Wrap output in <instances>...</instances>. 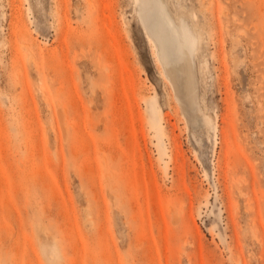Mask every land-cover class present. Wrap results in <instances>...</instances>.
Returning <instances> with one entry per match:
<instances>
[{"label": "rangeland", "instance_id": "obj_1", "mask_svg": "<svg viewBox=\"0 0 264 264\" xmlns=\"http://www.w3.org/2000/svg\"><path fill=\"white\" fill-rule=\"evenodd\" d=\"M159 1L0 0V264H264V0H165L201 37L196 120L141 21Z\"/></svg>", "mask_w": 264, "mask_h": 264}, {"label": "bare ground", "instance_id": "obj_2", "mask_svg": "<svg viewBox=\"0 0 264 264\" xmlns=\"http://www.w3.org/2000/svg\"><path fill=\"white\" fill-rule=\"evenodd\" d=\"M65 1V3H67V0H64ZM59 3V2H58ZM62 3H63V1H62ZM86 3H88V2H86ZM216 3V2H215ZM60 4V3H59ZM93 7V6H92ZM65 8H67V6H65ZM209 8V7H208ZM211 8V7H210ZM57 9H58V7H57ZM126 9V8H125ZM56 10V9H55ZM54 12H57V11H54ZM65 12V11H64ZM101 13V12H100ZM183 14V13H182ZM92 15V14H91ZM107 16H108V14H106ZM177 15H179V18L181 17L180 16V14H178L177 13ZM71 17V16H70ZM88 17H90V16H88ZM101 17V16H100ZM105 17V16H104ZM55 18H57V16H55ZM59 18V17H58ZM11 19H12V17H11ZM68 19V18H67ZM88 20H89V18H87ZM107 19V18H106ZM14 21V20H13ZM85 21H87L86 19H85ZM141 21H142V23H143V25H144V27L146 28V29H148L149 31H150V33L152 34V35H154L159 41H160V43H161V45L163 46V49H164V51H165V53H166V58L168 59V62L175 68V74H176V80H173V82L175 81V83H173L174 84V86L176 87V92H177V98H178V100L180 101V104L182 105V110L184 111V113H186L187 115H189L191 118H193L192 120H196L197 119V116H196V114L197 113H199V112H202V110H200V107H199V101H198V93H197V87H196V83H195V78H194V76H195V70H194V65H193V53L196 51V46H198L199 45V43H200V36H197V38H196V43H193V44H191L189 41H188V39L187 38H185L183 35H182V32H181V29H179V26H178V23H177V20L170 14V12H169V10H168V5H167V2L165 1V0H160L158 3H156V4H148L144 9H143V11H142V13H141ZM68 22V21H67ZM90 22V21H89ZM97 22V21H96ZM100 22V21H99ZM102 22V21H101ZM70 22H68V24H69ZM86 24H87V22H85ZM91 24V23H90ZM55 25V24H54ZM99 25V27H100V24H98ZM102 25V24H101ZM68 26V25H67ZM87 26H89L88 24H87ZM89 28V27H88ZM101 28H99V30H100ZM63 30V29H62ZM68 30V29H67ZM88 30V29H87ZM87 30H85V31H87ZM77 31V30H76ZM79 31V30H78ZM74 32H75V29H74ZM80 32V31H79ZM89 32H90V30H89ZM88 32V33H89ZM92 32V31H91ZM90 32V33H91ZM100 32V31H99ZM101 32H102V30H101ZM68 33V32H67ZM67 33H65V34H67ZM120 33V32H119ZM79 34V33H78ZM87 34V33H86ZM92 34V33H91ZM90 34V35H91ZM80 35H84V36H86L85 34H83V32L82 33H80L79 34V36ZM90 35H88V36H90ZM94 35V34H93ZM93 35H91V37H93ZM74 36H76V35H74ZM83 36V37H84ZM88 36H86V37H88ZM77 37V36H76ZM65 38V37H64ZM78 38H81V37H78ZM83 39V38H82ZM84 39H86L85 37H84ZM83 39V40H84ZM73 40V39H72ZM93 40V39H92ZM65 42H67V41H65ZM88 42V41H87ZM26 43V42H25ZM24 43V44H25ZM20 44H22V43H20ZM23 44V45H24ZM18 45V44H17ZM28 45V44H27ZM95 45V44H94ZM158 45V44H157ZM13 46V45H12ZM24 46H26V44L24 45ZM29 46V45H28ZM62 46V45H61ZM31 47V46H30ZM69 48V47H68ZM23 49V48H22ZM25 49H27V47L25 48ZM29 49V48H28ZM59 49V48H58ZM62 49V48H61ZM65 49H67V48H65ZM30 50V49H29ZM98 50V49H97ZM22 51V50H21ZM57 51V50H56ZM68 52H69V50H67ZM72 51V50H71ZM29 52H31V51H29ZM63 52H64V50H63ZM163 52V51H162ZM33 53V52H32ZM84 54H85V52H83ZM182 53V54H181ZM41 54L42 55H44V53L43 52H41ZM56 54V53H55ZM65 54H67V53H65ZM28 55H30V54H28ZM47 56H50V57H53L54 55H52V53H47L46 54ZM57 55V54H56ZM60 55V54H59ZM77 55V54H76ZM86 55V54H85ZM165 55V54H164ZM32 56H34L33 54H32ZM65 56V55H64ZM22 57H23V55H22ZM81 57H82V55H81ZM88 57V56H87ZM55 59H56V56L54 57ZM63 58V57H62ZM67 58H69V57H67ZM163 58V57H162ZM20 59V58H19ZM29 59H31V58H29ZM33 59V62H32V64L34 63V58H32ZM58 59V58H57ZM81 59V58H80ZM166 59V60H167ZM15 60H16V58H15ZM60 60V59H59ZM58 60V61H59ZM63 60H64V58H63ZM70 60V59H69ZM68 60V61H69ZM18 61V60H17ZM30 61V60H29ZM56 62H57V60H55ZM70 61H72V60H70ZM76 61V60H75ZM19 62V61H18ZM28 62V61H27ZM31 62V61H30ZM55 62V64H53V65H57L58 63H56ZM61 62V61H60ZM79 62V61H78ZM164 62H166L165 61V58H164ZM36 63H38V62H36ZM62 64H63V61L61 62ZM60 63V64H61ZM81 63V62H80ZM16 64H17V62H16ZM15 64V65H16ZM19 64V63H18ZM38 64H40V63H38ZM84 64V63H83ZM102 64V63H101ZM166 64H167V62H166ZM70 65H73L72 64V62H71V64ZM69 65V66H70ZM19 66V65H18ZM21 66V65H20ZM58 66H60V65H57V67ZM76 65H74V67H75ZM80 66V65H79ZM166 66V65H165ZM168 66V65H167ZM166 66V67H167ZM61 67V66H60ZM65 67V66H64ZM68 67V66H67ZM74 67H72L73 69H74ZM85 67V66H84ZM15 68V67H14ZM62 68H63V65H62ZM88 68V67H87ZM172 68V67H171ZM170 67L169 68H167V69H171ZM22 69V68H21ZM25 69H26V67H25ZM105 69H106V67H105ZM39 70V69H38ZM68 70V69H67ZM72 70V69H71ZM75 70V69H74ZM108 70V69H107ZM22 71V70H21ZM64 71V70H63ZM80 71H82V70H80ZM109 71V70H108ZM110 71H111V69H110ZM172 71V70H171ZM25 72H27V71H25ZM65 72H67V71H65ZM64 72V73H65ZM170 72V71H169ZM169 72H168V74H169ZM63 73V72H62ZM63 73V74H64ZM69 73V72H68ZM87 73V72H86ZM109 73H111V72H109ZM113 73V72H112ZM19 74V73H18ZM65 74H67V73H65ZM83 73H81V75H82ZM170 74H172L173 75V72H171ZM17 75V74H16ZM62 75V74H61ZM81 75H78L79 76V78H80V76ZM115 75V74H114ZM51 76V75H50ZM68 77H70L71 78V76H69V75H67ZM170 76V75H169ZM175 75H173L172 77H174ZM20 77V76H19ZM40 77V76H39ZM62 77V76H61ZM64 77H65V75H64ZM63 77V78H64ZM82 77L83 76H81V79H82ZM86 77H90V76H88V73L86 74ZM17 78V77H16ZM114 78V77H113ZM23 79V78H22ZM52 80V79H51ZM69 80V79H68ZM67 80V81H68ZM111 80V79H110ZM28 81V80H27ZM26 81V82H27ZM53 81V80H52ZM79 81H80V79H79ZM82 81H84V80H82ZM112 81V80H111ZM41 83V82H40ZM64 83V82H63ZM78 82H76L75 83V85L77 84ZM91 83V82H90ZM28 84V83H27ZM83 84V83H82ZM61 85H62V82H61ZM74 85V86H75ZM73 86V87H74ZM103 86H105V85H103ZM72 87V86H71ZM72 87V88H73ZM75 87H77V85L75 86ZM78 87H79V85H78ZM28 88H30L29 86H28ZM59 88V87H58ZM62 89H63V87H61ZM69 88V87H68ZM77 89V88H76ZM18 90V89H17ZM58 90V89H57ZM60 90V89H59ZM42 91H44V90H42ZM50 91V90H49ZM60 91H62V90H60ZM71 92H72V89L70 90ZM78 92H79V90H77ZM107 91V90H106ZM1 92V91H0ZM45 92V91H44ZM44 92H43V94H44ZM92 92H94L93 90H92ZM75 93V92H74ZM73 93V94H74ZM82 93V92H81ZM107 93V92H106ZM32 94V93H31ZM72 93H71V97H72V95H73ZM19 95H23V94H19ZM67 95V94H66ZM75 95V94H74ZM83 95V94H82ZM108 95V94H107ZM32 96V95H31ZM58 96V95H57ZM69 96V97H70ZM113 96V95H112ZM22 97V96H21ZM74 97V96H73ZM83 97H84V95H83ZM49 98V97H48ZM47 98V99H48ZM75 98V97H74ZM74 98H72V100L74 99ZM81 98V97H80ZM46 99V100H47ZM45 100V101H46ZM48 100H50V98L48 99ZM75 100V99H74ZM78 100V99H77ZM77 100H75L76 101V104H78V101ZM115 100V99H114ZM56 101V100H55ZM24 102V101H23ZM58 103H59V101H57ZM82 102H84V101H82ZM93 102V101H92ZM18 103V102H17ZM56 103V102H55ZM74 103V102H73ZM84 104L85 103H83V107H84ZM20 105H22V104H19V106ZM26 105V104H25ZM69 105H70V103H69ZM81 104H79V106H80ZM88 105V104H87ZM60 106V105H59ZM86 106V105H85ZM29 107V106H28ZM52 107V106H51ZM76 107V106H75ZM74 107V108H75ZM23 108H24V106H23ZM49 108H50V106H49ZM60 108H62V107H60ZM82 108V107H81ZM80 108V109H81ZM87 108V107H86ZM25 109V112H26V108H24ZM79 109V108H78ZM77 109V110H78ZM20 110V109H19ZM37 110V109H36ZM58 110H60L59 108H58ZM63 110V109H62ZM76 110V109H75ZM86 110V109H85ZM92 110V109H91ZM21 111V110H20ZM19 111V112H20ZM28 112H29V110H27ZM57 111V110H56ZM64 111V110H63ZM63 111H61V112H63ZM87 111V110H86ZM65 112H67V111H65ZM77 112V111H76ZM75 112V113H76ZM82 112V111H81ZM64 113V112H63ZM78 113H79V111H78ZM5 114V113H4ZM3 114V115H4ZM29 114H30V112H29ZM92 114V113H91ZM91 114H90V117H91V119H92V116H91ZM186 114H185V116H186ZM201 114V113H200ZM1 115V114H0ZM73 115V114H72ZM76 115H78L77 113H76ZM75 115V116H76ZM96 115V114H95ZM2 116V115H1ZM0 116V117H1ZM5 116V115H4ZM21 116V115H20ZM54 116V115H53ZM203 117H199V119L198 120H201L202 122H204V124L205 125H207V126H211V124H212V122H213V120H212V118L210 117V116H207V115H205V114H203L202 115ZM26 117V116H25ZM24 117V118H25ZM55 117V116H54ZM61 117V116H60ZM64 117H65V115H64ZM82 117V116H81ZM16 118V117H15ZM15 118H13V120L15 121ZM19 118V117H18ZM18 118H16V119H18ZM27 118V117H26ZM31 118V117H30ZM68 118V117H67ZM78 118H80V117H78ZM5 119V118H4ZM3 119V120H4ZM11 119V118H10ZM56 119H57V117H56ZM61 119V118H60ZM59 119V120H60ZM81 119V118H80ZM80 119H78L79 121H80ZM189 119V118H188ZM3 120H1L0 119V122H2ZM7 120H8V118H7ZM6 120V121H7ZM64 122H67V119H62ZM85 120H86V114H85ZM5 121V123H7ZM11 120H9V122H10ZM29 121V120H28ZM54 121V120H53ZM61 121V120H60ZM91 121V120H90ZM8 122V123H9ZM18 122V121H17ZM16 122V123H17ZM70 122H72V121H70ZM74 122H76V121H74ZM100 122H101V120H100ZM105 122H106V124H107V121L105 120ZM4 123V122H3ZM5 123L2 125V127L5 125ZM8 123H7V126H8ZM14 123V122H13ZM51 123H53V122H51ZM60 123H63V122H60ZM69 123V122H68ZM68 123H65V124H68ZM78 123V122H77ZM80 123V122H79ZM82 123V122H81ZM80 123V124H81ZM87 123V125H88V127L90 126L89 124V122H86ZM92 123H95V122H92ZM23 124V123H22ZM21 124V125H22ZM29 124V123H28ZM30 124H31V122H30ZM53 124H55V123H53ZM65 124H64V126H65ZM75 125V127L77 128V124L76 123H74ZM83 124V123H82ZM96 124V123H95ZM203 124V123H202ZM12 125V124H11ZM17 125H20L19 123L17 124ZM32 125V124H31ZM31 125H30V127H31ZM87 125H86V127H87ZM94 125V124H93ZM102 125V124H101ZM101 125H99V129H100V126ZM52 126V125H51ZM70 126V125H69ZM73 126V127H74ZM81 128H82V126L81 125H79ZM78 126V127H79ZM95 126V125H94ZM6 127V126H5ZM20 129H21V127L20 126H18ZM18 127H16L17 129H18ZM53 127V126H52ZM55 127V126H54ZM72 127V128H73ZM79 127V128H80ZM88 127H87V129H88ZM95 127H97V126H95ZM203 127V126H202ZM206 127V126H205ZM31 128H33V127H31ZM36 128V127H35ZM62 128H63V126H62ZM65 128H67V127H64V135H67V132L69 131V129L68 130H65ZM81 128H80V130H81ZM98 128V127H97ZM111 128V127H110ZM43 129H45V128H43ZM52 129H54V128H52ZM55 129H56V127H55ZM10 130V129H9ZM16 130V129H15ZM19 130V129H18ZM27 130H29L28 128H27ZM34 130V129H33ZM32 129H30V131H33ZM57 130V129H56ZM55 130V131H56ZM85 130V129H84ZM91 130H93L92 128H91ZM97 130V129H96ZM12 131H14V128H13V130ZM20 131V130H19ZM19 131L18 132H16V134H18V136H19ZM23 130L21 129V131H20V133H22V135H23V132H22ZM29 131V133H31ZM37 131H38V129H37ZM42 131V130H41ZM53 131V130H52ZM60 131V130H59ZM78 131H79V129H78ZM88 131V130H87ZM89 131H90V129H89ZM5 132V131H4ZM61 132V131H60ZM82 132L83 133H85L84 131H83V129H82ZM81 132V133H82ZM91 132V131H90ZM3 133V132H2ZM10 133V132H9ZM32 133H34V132H32ZM75 133H76V131H75ZM79 133V132H78ZM92 133V132H91ZM1 134V133H0ZM41 134V133H40ZM87 134V133H86ZM34 135H36V134H34ZM55 135H57V134H55ZM80 135V134H79ZM37 136V135H36ZM39 136V135H38ZM67 136H69V135H67ZM17 137V136H16ZM30 137H31V134H30ZM88 137V136H87ZM3 138V137H2ZM6 138V137H5ZM19 138V137H18ZM26 138V137H25ZM32 138H33V136H32ZM74 138V137H73ZM30 138L28 137V140H29ZM46 139H48V138H46ZM64 139V138H63ZM77 139V138H76ZM80 139L81 138H79V141H80ZM33 140V139H32ZM60 140V139H59ZM68 140V139H67ZM46 141H48V140H46ZM61 141V140H60ZM75 141V140H74ZM85 141H86V139H85ZM88 141H90V140H87V142ZM94 141H95V139H94ZM28 142V141H27ZM92 142V141H91ZM91 142H88V143H90L91 144ZM31 143V146H32V142H29V144ZM73 143H75V142H73ZM78 143V142H77ZM87 143V145H89ZM227 143H228V141H227ZM83 144V143H82ZM229 144V143H228ZM25 145H27L26 143H25ZM75 145H77V144H75ZM75 145H72V147L73 146H75ZM28 147H29V149H30V146L29 145H27ZM78 146V145H77ZM76 146V147H77ZM83 146H84V144H83ZM82 146V147H83ZM230 146V145H229ZM71 147V148H72ZM75 147V148H76ZM81 147V146H80ZM227 147V146H226ZM32 148V147H31ZM86 148V147H85ZM228 148H234V147H228ZM77 149V148H76ZM76 149H74V150H76ZM81 149V148H80ZM80 149H77V150H80ZM88 149L90 150V148H89V146H88ZM227 149V148H226ZM235 149V148H234ZM233 149V150H234ZM39 150V149H38ZM72 150H73V148H72ZM74 150H73V152H74ZM76 150V151H77ZM86 152H87V150L86 149H84ZM89 150H88V152H89ZM229 150H231V149H229ZM232 150V151H233ZM236 150V149H235ZM245 150V149H244ZM31 151H32V149H31ZM228 151V150H227ZM243 151V150H242ZM27 152V151H26ZM229 152H231V151H229ZM239 152V151H238ZM237 152V153H238ZM243 152H245L246 153V151H243ZM30 153V152H29ZM32 153V152H31ZM220 153V152H219ZM34 154V153H33ZM39 154H41V151L39 152ZM39 154H37V155H39ZM76 154H78V152L76 153ZM233 154V153H232ZM31 155V154H30ZM225 155H227V152H226V154ZM239 154H237L236 156L235 155H233L234 157H233V159L235 158L236 159V157L238 156ZM245 155H247V157H248V154H245ZM244 155V156H245ZM33 156V155H32ZM220 156V155H219ZM238 157H240V156H238ZM219 159V158H218ZM234 159V160H235ZM238 159V158H237ZM243 159V158H242ZM244 159H245V157H244ZM220 160H221V157H220ZM253 161H254V159H252ZM251 160V161H252ZM219 161V160H218ZM236 161V160H235ZM239 162L241 161V160H238ZM257 161V160H256ZM231 162H232V160H231ZM242 162L244 163V162H246L245 160H242ZM242 162H240L239 164H240V166H241V163ZM236 163H237V161H236ZM254 162H252V164H253ZM219 164V163H218ZM259 164V163H258ZM220 165V164H219ZM233 165V164H232ZM235 165V164H234ZM238 166V165H237ZM239 167V166H238ZM219 168V167H218ZM235 168H237V167H235ZM257 168V167H256ZM234 169V168H233ZM254 169V168H253ZM255 171V170H254ZM234 172H235V170H234ZM128 173V172H127ZM126 173V174H127ZM249 174H252V173H250V171L248 172ZM247 173V174H248ZM129 174H131V172L129 173ZM236 174H237V172H236ZM245 174V173H244ZM220 175V174H219ZM246 175V174H245ZM254 175H256V174H254ZM127 176H128V174H127ZM126 176V178H128ZM131 176V175H130ZM130 176H129V178H130ZM235 176V175H234ZM220 177V176H219ZM236 177H238L237 175H236ZM246 177V176H245ZM128 178V179H129ZM128 179H126L127 181H129ZM219 179V178H218ZM249 179H250V175H249ZM256 179V178H255ZM244 180V179H243ZM247 180V179H246ZM131 181V180H130ZM245 181V180H244ZM250 181V180H249ZM254 181V180H253ZM256 182V181H255ZM127 183V182H126ZM130 183V182H129ZM128 183V184H129ZM131 184H132V182H131ZM253 184V183H252ZM256 184V183H255ZM130 185V184H129ZM258 185H260V184H258ZM257 185V186H258ZM240 186H241V184H240ZM128 187V186H127ZM250 187V186H249ZM260 187V186H259ZM113 188H115V186L113 187ZM233 188V187H232ZM236 188V187H235ZM254 188H256V186L254 187ZM246 189V188H245ZM260 189V188H259ZM258 189V190H259ZM238 190H239V188H238ZM240 190H243V189H241L240 188ZM239 190V191H240ZM247 190H251V188L250 189H247ZM263 190V189H262ZM127 192H128V189H127ZM236 192V191H235ZM244 192V195H246L245 194V191H243ZM16 193H18V191L16 192ZM230 193V192H229ZM237 193V192H236ZM252 193V192H251ZM262 193V192H261ZM264 193V192H263ZM262 193V194H263ZM128 194V193H127ZM238 194V193H237ZM247 194H248V192H247ZM250 194V193H249ZM253 194V193H252ZM1 195V194H0ZM118 195V194H117ZM129 195V194H128ZM240 195V194H239ZM258 195V194H257ZM248 196V195H247ZM246 196V197H247ZM250 196V195H249ZM260 196V195H259ZM182 197V196H181ZM243 197V196H242ZM245 197V196H244ZM131 198H132V196H131ZM264 198V197H263ZM238 199H241V197L240 198H238ZM257 199H258V197H257ZM236 200V199H235ZM254 200V199H253ZM1 201V200H0ZM223 201H224V199H223ZM242 201V200H241ZM123 202V201H122ZM238 202H239V200H238ZM247 202H250V199L247 201ZM253 202V201H252ZM256 202V201H255ZM259 203H260V200L258 201ZM131 203H132V201H131ZM234 203L235 202H233V205H234ZM236 203H237V201H236ZM245 203H246V201H245ZM129 204V203H128ZM251 204V203H250ZM132 205H134V204H132ZM238 205V204H237ZM240 205H241V203H240ZM240 205H238V206H240ZM249 206H251V205H249ZM255 206V205H254ZM263 206V205H262ZM1 207V206H0ZM133 207V206H132ZM231 207H232V205H231ZM246 207H247V205H246ZM135 208V207H134ZM237 208V210H240V209H238V207H236ZM253 208V207H252ZM255 209V208H254ZM259 209V208H258ZM231 210H233V209H231ZM236 210V211H237ZM235 211V212H236ZM246 211H247V209H246ZM137 211H135L134 210V213H136ZM176 212V211H175ZM173 213V212H172ZM261 213H262V211H261ZM175 214H178V213H175ZM179 215V214H178ZM264 215V214H263ZM136 216V215H135ZM135 216H134V218H135ZM173 216V215H172ZM175 216V215H174ZM180 216V215H179ZM258 216V215H257ZM257 216H255L256 218H257ZM138 218V217H137ZM175 218H176V216H175ZM234 219V218H233ZM172 220V219H171ZM174 220V219H173ZM256 220V219H255ZM251 221V220H250ZM254 222V221H253ZM255 222H257V221H255ZM264 222V221H263ZM141 224V223H140ZM256 224V223H255ZM258 224V223H257ZM142 225V224H141ZM227 225H228V223H227ZM261 225H264V224H261ZM229 226H230V224H229ZM252 226V230L251 231H253L254 230V232H256L255 234H257L258 235V232L260 231H255V229H253V225H251ZM140 232V231H139ZM253 233V232H252ZM137 234V233H136ZM240 234H241V232H240ZM250 234V233H249ZM261 234H263V233H261ZM141 235V234H140ZM146 235V234H145ZM139 236V235H138ZM141 236H143V235H141ZM255 236V235H254ZM259 236V235H258ZM237 237H238V235H237ZM251 237V236H250ZM262 237V236H261ZM261 237H258V238H261ZM240 238V236L238 237V239ZM252 238H256V237H252ZM251 238V239H252ZM103 239V238H102ZM149 239V238H148ZM237 239V240H238ZM257 239V238H256ZM264 239V238H263ZM137 240H138V238H137ZM254 240V239H253ZM149 241V240H148ZM256 241V240H255ZM258 241H260V239H258ZM140 242H141V240H140ZM254 242V241H253ZM261 242H263V240L261 241ZM241 245H242V243H240ZM253 245H255V244H253ZM261 245H263V244H261ZM151 248V247H150ZM149 248V249H150ZM233 249L234 248H232V251L231 252H233ZM254 249V248H253ZM242 250H243V248H242ZM262 250H264V248L262 249ZM260 251V250H259ZM244 252V251H243ZM253 252H255V251H253ZM258 252V251H257ZM152 253V252H151ZM239 253V252H238ZM237 253V254H238ZM256 253V252H255ZM231 254L233 255V253H230V256H231ZM253 254V253H252ZM151 255V254H150ZM261 255V257H263L262 256V254H259V256ZM241 255H239V257H240ZM149 257V256H148ZM151 257V256H150ZM245 257V256H244ZM150 260V259H149ZM151 260H152V258H151ZM211 260V259H210ZM242 260V259H241ZM262 261V260H261ZM152 261H150V263H151ZM246 262V261H245ZM239 263V262H238ZM247 263V262H246ZM263 263H264V259H263ZM237 264V263H236ZM250 264H252L251 262H250Z\"/></svg>", "mask_w": 264, "mask_h": 264}]
</instances>
